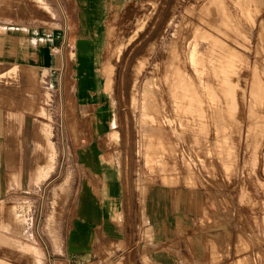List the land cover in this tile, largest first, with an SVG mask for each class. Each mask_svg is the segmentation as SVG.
Returning <instances> with one entry per match:
<instances>
[{"label": "rangeland", "instance_id": "obj_1", "mask_svg": "<svg viewBox=\"0 0 264 264\" xmlns=\"http://www.w3.org/2000/svg\"><path fill=\"white\" fill-rule=\"evenodd\" d=\"M200 1L122 0L110 11L105 47L98 63L90 67L98 77L87 83L75 82V92H82L83 84L85 91L96 94L90 100L108 103L110 110L105 115L110 126L93 129L89 118L95 113L86 112L88 118L79 121L63 81L60 97L57 80L51 74L27 64H18L13 72V63L3 58L7 26H42L53 34L58 26L57 1L0 0V264H43L42 242L47 246L49 239L58 244L62 224L70 218L80 148L99 131L97 140L105 157L114 159L123 173L129 241H137L139 234L144 245L134 255L132 251L115 255L120 244L97 242L91 264H150L152 229L142 221L147 188L152 183L194 190V198L202 205L199 228L218 231V242L206 240L208 264H264V0H228V4L227 0ZM231 3L239 29L223 32V25L216 29L204 9L231 13ZM182 17L195 22L202 36L213 34L231 45L232 57L215 59L211 48L218 45L210 46L207 40L210 47L203 49L201 57L204 71L195 74L187 53L180 54L179 66L188 82L197 84L192 92L198 103L190 104L187 112L183 103L180 107H162L159 112L145 111L141 103L133 104V80L136 95L140 94L151 68L155 64L163 67L167 44ZM185 36L181 37L184 44ZM201 37L198 40L207 44ZM64 50L70 54L68 47ZM107 60L113 63L111 86L106 84L102 67ZM229 61L234 63L232 72L226 70ZM224 79L234 83L238 106L228 98ZM250 93L254 98L248 107ZM174 109L179 117L174 116ZM37 118L52 126L50 140L57 151L51 162L53 171L42 181L31 166L37 148L32 139ZM156 132L165 136L157 137ZM148 142L157 147L154 152L148 150ZM43 162L49 165L48 155ZM182 262L189 264L185 259Z\"/></svg>", "mask_w": 264, "mask_h": 264}, {"label": "crops", "instance_id": "obj_2", "mask_svg": "<svg viewBox=\"0 0 264 264\" xmlns=\"http://www.w3.org/2000/svg\"><path fill=\"white\" fill-rule=\"evenodd\" d=\"M56 1L58 26H55L53 34L42 26H7L3 37L7 50L3 51V58L9 63L35 65L38 70L51 74L57 80L56 87L60 97L63 81L64 87L68 88V93L64 95L75 105L73 110L79 121L88 118L86 112H94L95 116L90 114V128L106 129L110 126L109 117L105 115L110 110L108 103L90 100L96 95L94 93L75 92V82L92 81L98 77L97 72L90 67L98 63L105 47L106 19L122 0ZM65 47L70 49V54L64 50ZM82 73L84 77L81 76ZM89 103L94 107H87ZM38 127L39 124L36 123L32 133L34 149ZM99 132L89 138L88 142L84 141L87 145L80 148L79 167L69 205L70 218L67 223L62 224L58 244L51 243L49 239L47 246L42 242L40 247L37 243L41 249L43 264H91L90 261L96 258L95 246L103 240L121 245V248L116 249L115 255L129 251L134 255L143 249L144 244H141L139 234L137 241H129L126 228L129 204L123 173L114 159L105 157V150L97 140L101 137L98 136ZM36 152L31 158V166L37 174L44 158L37 157ZM52 171L53 169L49 175ZM144 201L145 221H142L141 216L140 220L148 224L146 228L152 229V248L148 254L150 264H187L182 259L189 264H208L206 240L216 242L219 239L218 231L199 228L202 205L198 198H194L192 188L152 183L147 188ZM213 247L217 250L216 245Z\"/></svg>", "mask_w": 264, "mask_h": 264}, {"label": "bare ground", "instance_id": "obj_3", "mask_svg": "<svg viewBox=\"0 0 264 264\" xmlns=\"http://www.w3.org/2000/svg\"><path fill=\"white\" fill-rule=\"evenodd\" d=\"M200 1V0H199ZM207 1V0H206ZM210 2V0H208ZM224 1V0H223ZM234 1V0H233ZM201 2V1H200ZM199 3V2H198ZM207 3V2H206ZM261 3V2H260ZM204 4V3H203ZM212 4V3H211ZM226 4V3H225ZM227 4H228V0H227ZM263 4V3H262ZM202 5V4H201ZM199 5V6H201ZM208 5V4H207ZM217 6V4H215ZM219 5V4H218ZM234 4L231 3V6H229V8L233 11L234 8L233 6ZM197 6V5H196ZM264 7V6H263ZM200 8V7H198ZM204 7L201 8V10ZM223 8V7H222ZM213 9V8H211ZM205 11V16L210 17L211 19L210 22L215 25L216 29H219L221 25H223V32L228 29V30H233L235 32L238 31L239 29V25L238 23L235 21V17H236V13L233 12H226V11H222L220 13H214L212 11H209L208 8L204 9ZM200 11V10H199ZM203 13V11H202ZM204 14V13H203ZM199 16V15H198ZM204 18V17H203ZM201 19V18H199ZM199 21V20H198ZM200 22V21H199ZM168 25V22H167ZM204 25V24H203ZM202 25V26H203ZM207 25V24H206ZM205 25V26H206ZM256 26V25H255ZM222 28V27H221ZM249 28V27H248ZM205 30V29H204ZM187 31V32H186ZM215 31V29H214ZM256 31V30H255ZM254 31V32H255ZM217 33V32H216ZM247 33V32H246ZM184 34L186 35L185 39H187L185 41V44L183 43V41H181V37L184 36ZM202 32L199 31L197 24H195V22H190L185 18H181L180 21L176 24L173 33H172V39L170 40V42L167 44V49H166V60L163 63V67L162 68H157L156 64L151 68V72L150 75L144 80V82H142V89L140 94L136 95V79L133 80L132 83V100H133V104L135 106H137V104L141 103V107L143 109L149 110V109H153L155 111H160L162 110V107H180V105H187L186 106V110L185 112L188 111V107L190 106V104L192 105H196L198 103V101L195 99L194 92H192V87L193 85H197L194 84L195 82H188V77L187 75H185L184 70L182 69V67L179 66V61H180V54H185V52L188 55V59L192 65V72L197 74V73H202L204 71V66H202L201 62H203V59L201 60V57L204 55L203 53V49L205 51V47H210L213 46V44L215 43L216 45H218V47L214 46V48L212 50V52L214 51V57L217 60L220 59H224V58H231L232 57V46L228 45L226 43H222L220 42V40L213 34H205L202 37ZM201 37L200 39L204 40L207 42V44H204V42L202 43L200 40H198V38ZM228 37V36H227ZM226 37V38H227ZM230 37V36H229ZM235 37V36H234ZM233 38V37H232ZM231 38V39H232ZM183 39V38H182ZM184 39V40H185ZM230 39V38H229ZM230 39V40H231ZM237 39V38H236ZM209 40L210 46H209V42L207 41ZM233 40V39H232ZM264 41V39H263ZM235 42V41H234ZM214 44V45H215ZM234 44V43H233ZM259 44V43H258ZM240 45V44H239ZM264 46V45H263ZM239 47V46H238ZM259 47V46H258ZM164 49V50H165ZM260 49V48H259ZM264 49V48H263ZM184 51V52H183ZM257 51V50H255ZM163 52V51H162ZM165 52V51H164ZM249 53H251L250 51H248ZM261 52V51H260ZM111 56H113L111 54ZM257 56V55H256ZM260 56V55H259ZM196 57V58H195ZM200 58V59H199ZM86 60V58H84ZM185 59V58H184ZM164 60V58H163ZM237 60V59H236ZM258 60V59H257ZM80 61V60H79ZM84 60H81L80 62H82ZM182 61V60H181ZM200 61V62H199ZM262 61V59H261ZM106 63V64H105ZM104 63L103 67V71L105 74V81L106 84L108 86H111L112 84V77H111V72H110V66L112 67V62L107 60ZM145 63V62H144ZM186 63V62H185ZM78 64V63H77ZM207 64V63H206ZM83 65V64H82ZM86 65V64H85ZM84 65V66H85ZM162 65V64H161ZM188 65V64H187ZM160 66V65H159ZM233 66L234 63H232V61H229L227 64V68L226 69L228 72H232L233 71ZM261 66V65H260ZM19 67V65L17 63H13L11 69L12 71H16L17 68ZM82 67V66H81ZM244 67V66H243ZM247 67V66H246ZM245 67V69H246ZM79 69V68H78ZM89 69V68H88ZM244 69V70H245ZM255 69V68H254ZM87 71V69H86ZM89 71V70H88ZM254 71V70H253ZM262 71V70H261ZM82 72V71H81ZM78 73V72H77ZM193 75V74H192ZM251 75V74H250ZM254 75V73H253ZM82 77H84V73L81 74ZM194 76V75H193ZM246 76V75H245ZM249 77V76H247ZM251 77V76H250ZM262 77V76H260ZM86 79V78H85ZM193 79V78H192ZM245 79V78H244ZM87 80V79H86ZM153 80V81H152ZM262 80V79H261ZM84 81V80H82ZM196 81V80H195ZM221 81V80H220ZM223 81V80H222ZM255 82V81H254ZM257 82V81H256ZM261 82V81H260ZM85 83H87L85 81ZM224 84H225V88L228 94V98L230 99L231 103L233 106H238L240 100H239V96L235 93L234 89V83L231 82L228 79H224ZM264 84V83H263ZM199 87L201 86V82H199ZM244 85V84H243ZM81 86V85H80ZM84 85L82 84V91L86 88L83 87ZM247 86V85H246ZM86 87V86H85ZM197 87V86H196ZM199 89V88H198ZM139 90V89H138ZM194 91V90H193ZM252 91V90H251ZM241 92V91H240ZM78 93H80L78 91ZM85 93V92H84ZM139 93V92H138ZM218 94V93H217ZM253 93H250L249 96V100H247V104H249L248 107H251L252 101H253ZM198 98V97H196ZM203 98V97H200ZM264 98V97H263ZM264 100V99H263ZM245 103V102H244ZM258 103V102H257ZM201 104V103H200ZM177 105V106H176ZM259 105V104H258ZM220 106V104H219ZM242 106V104H241ZM244 106V105H243ZM242 106V107H243ZM193 107V106H192ZM197 108V106H195ZM260 107V106H259ZM240 108V107H239ZM179 109V108H178ZM241 112V109H239ZM258 110V109H256ZM34 111L36 112L37 110L34 109ZM158 111V112H159ZM169 111H171L169 109ZM175 117H179L178 116V111H176V109H174ZM180 111V110H179ZM252 111V109H251ZM260 111V110H259ZM43 113V110L39 109L38 113ZM261 112V111H260ZM193 113V112H192ZM195 113H198L195 111ZM243 113V112H242ZM241 113V114H242ZM246 113V112H245ZM248 113V111H247ZM160 114V113H159ZM189 114V113H188ZM182 115V114H181ZM187 115V114H185ZM195 115V114H194ZM198 115V114H197ZM244 115V114H243ZM184 116V115H182ZM190 116V115H189ZM189 116H187L189 118ZM199 116V115H198ZM260 116V115H259ZM186 117V116H185ZM184 117V118H185ZM258 117V116H257ZM250 118V117H249ZM187 119V118H186ZM192 119V117H191ZM261 119V118H260ZM259 119V120H260ZM193 120V119H192ZM195 120V119H194ZM250 120V119H249ZM188 121V120H187ZM193 122V121H192ZM246 122V121H245ZM248 122V121H247ZM195 123V122H194ZM39 127L36 129V134L37 137L35 138L36 141V156L37 157H42L43 158L48 155V158L50 160L49 165L45 164L43 162L42 167L40 168V170H37V174H39V181L45 177H47L50 173V171L52 170V160L55 157V152L53 145H52V140H50V135L52 132H50V124L46 121L43 120H39ZM243 124H247L244 123ZM189 125V124H188ZM193 125V124H192ZM194 127V126H193ZM192 127V128H193ZM190 127V129H192ZM241 128V127H240ZM196 130V129H195ZM197 131V130H196ZM195 131V132H196ZM163 132V131H162ZM165 134V133H164ZM162 133V135L160 133L156 132V136L157 137H162L164 135ZM192 134V133H191ZM196 134V133H195ZM198 134V132H197ZM250 135V134H249ZM165 136V135H164ZM193 136H194V132H193ZM244 137V136H243ZM194 138V137H193ZM196 138V135H195ZM248 139V137H246ZM244 140V139H243ZM245 142V141H244ZM264 143V142H263ZM245 145V144H244ZM243 145V146H244ZM157 149L156 146H153L152 143L148 142V150L154 152ZM154 150V151H153ZM163 150V149H162ZM160 152V151H159ZM38 183V182H37ZM145 221V220H144ZM85 237V236H84ZM31 249H33L31 247Z\"/></svg>", "mask_w": 264, "mask_h": 264}]
</instances>
